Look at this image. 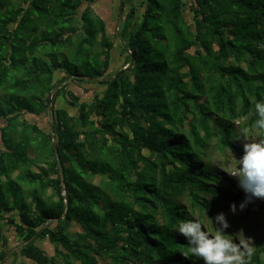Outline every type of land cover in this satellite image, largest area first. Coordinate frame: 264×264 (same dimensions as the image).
Instances as JSON below:
<instances>
[{
  "label": "trees",
  "instance_id": "trees-1",
  "mask_svg": "<svg viewBox=\"0 0 264 264\" xmlns=\"http://www.w3.org/2000/svg\"><path fill=\"white\" fill-rule=\"evenodd\" d=\"M97 2L0 0V264L5 227L21 242L14 264H203L183 255L175 226L194 219L214 235L223 213L226 238L237 229L234 186L214 157H241L233 140L256 132L264 0H144L120 20L128 63L114 74L117 38ZM48 46L73 49L71 69L39 67ZM85 79L104 91L80 101L59 88ZM41 116L47 132L27 119ZM250 253L247 264H263L264 244Z\"/></svg>",
  "mask_w": 264,
  "mask_h": 264
},
{
  "label": "rangeland",
  "instance_id": "rangeland-1",
  "mask_svg": "<svg viewBox=\"0 0 264 264\" xmlns=\"http://www.w3.org/2000/svg\"><path fill=\"white\" fill-rule=\"evenodd\" d=\"M141 11L138 10V13ZM35 24H37L35 22ZM34 24V26H35ZM117 29V28H116ZM116 29L114 30L116 33ZM42 38V31L38 32L37 34L33 35L32 40H41ZM117 38V37H116ZM117 41L118 38H117ZM119 44V43H118ZM27 51V49H26ZM44 51V54L41 53L39 50L36 52L35 57L37 58V64L39 67L42 66L43 63L49 64L52 63V61L55 60L56 63L59 64H70V69L73 66V49H69L66 53L61 54L62 50H54L48 46L44 47L42 49ZM119 49H114L112 51V66L109 70V74L116 73L119 69H121L124 66V62L128 63V60H126V56L123 55L124 59L121 58L119 55ZM28 54V51H27ZM44 56H47L49 58H45ZM126 60V61H125ZM127 68L126 66L124 69ZM63 73H66L64 71H61ZM83 87L84 92H81L79 88ZM69 89L72 90L75 95L78 97H81L86 100H91L94 94H100L104 90V87L95 86V85H82V84H75L71 83L69 86ZM87 92V93H86ZM52 93L48 95L51 96ZM43 98H46V95L43 96ZM50 99V97H49ZM54 107L56 109H65L70 115H77V111L74 108H70L65 104V102L61 101L59 99L55 104ZM51 108V107H50ZM30 123H36L39 125L38 127L41 128L44 132H47L49 129L48 126V118L46 116L41 117H29L27 118ZM238 125H236L237 127ZM235 127V129H236ZM238 128V127H237ZM257 135L255 130L251 133V138L246 140V137L243 135V139L248 142H256ZM242 138L233 140V144L236 147L243 148L244 141ZM215 160H217L218 167H221L222 162H226L223 169L225 171V174L228 176V178L232 181L233 184V190L231 192V197H237L233 204L236 205V215L234 216V221L236 224L235 227V233L233 235V242L236 243L238 246L239 254L243 257L246 253L252 252L255 249H257L260 245L264 244V199L260 198H252L250 201L246 200V194L244 191L238 186V179L231 175V173H235L238 170V160L240 157H236L234 155L228 154L225 156V158L220 157L219 154H215L214 157ZM230 173V174H229ZM239 195V197H238ZM244 203V207L241 210L240 205ZM232 204V205H233ZM233 211L231 210V213ZM12 230L9 227H5L3 233L6 234L7 231ZM76 231L75 228L72 229V232ZM7 236V235H6ZM232 238V239H233ZM8 248L10 250H7V258L9 259L7 263L11 264L16 263V259L13 252H16L20 249L21 242L17 237L15 236H9L8 238ZM37 246H39L48 256H52L53 250L51 245L46 242H40L37 243ZM13 255V256H12ZM262 262L264 264V255L262 256Z\"/></svg>",
  "mask_w": 264,
  "mask_h": 264
},
{
  "label": "clouds",
  "instance_id": "clouds-1",
  "mask_svg": "<svg viewBox=\"0 0 264 264\" xmlns=\"http://www.w3.org/2000/svg\"><path fill=\"white\" fill-rule=\"evenodd\" d=\"M258 119L255 121L256 142H244V154L238 160V170L231 175L238 179V186L246 194V200L252 198L264 199V99L255 104ZM230 174V173H229ZM244 203L240 205L241 210ZM231 210L236 211V205H231ZM219 227L215 234L203 230V225L198 220H182L175 226V231L183 236L189 246L183 255H191L203 264H247L232 239H228L224 230L229 227L223 213L215 217ZM249 256L251 253L249 252Z\"/></svg>",
  "mask_w": 264,
  "mask_h": 264
},
{
  "label": "crops",
  "instance_id": "crops-1",
  "mask_svg": "<svg viewBox=\"0 0 264 264\" xmlns=\"http://www.w3.org/2000/svg\"><path fill=\"white\" fill-rule=\"evenodd\" d=\"M144 0H98V4L96 6V11H97V15L102 19V21L104 22L106 28H107V37L113 41L115 40L116 36H115V29L118 28V26L120 25V20L123 19V17L128 13L129 10H131L132 8H137L139 11L141 10V8L139 9L140 5L143 3ZM117 30V29H116ZM119 41L115 40L114 43V47L113 49L110 51V68L112 66V51L116 48L119 49V53L118 55L124 59L123 55V51L121 48V45L118 44ZM125 56V55H124ZM109 68V70H110ZM65 76V73L63 72H58L56 74V79L57 81H60L61 79H63ZM85 81L84 80L83 83H80L82 85H85ZM71 82H69V80L67 82H65L64 84L61 83V86L59 88H66V90L70 93H73V95H75V93L69 89ZM79 85V84H77ZM87 85V84H86ZM89 85V84H88ZM81 87V86H80ZM79 90H81V92H84L83 87L79 88ZM104 91V90H103ZM102 91V92H103ZM87 93V92H86ZM76 97H78L77 95H75ZM94 97V96H93ZM80 99V101H84L85 99L78 97ZM62 101V99H61ZM68 106V105H67ZM62 109V108H61ZM65 110V109H64ZM39 118V117H38ZM37 125L36 123H32ZM39 126V125H37ZM7 235V236H6ZM4 236L7 239V246H5V252H7V250H10L8 248V243H9V236H14L13 230H9L6 232V234L4 233ZM17 252V251H16ZM13 252V253H16ZM9 254V253H8ZM7 254V255H8ZM7 261L9 260L8 258L6 259ZM11 264V262L9 263Z\"/></svg>",
  "mask_w": 264,
  "mask_h": 264
},
{
  "label": "built area",
  "instance_id": "built-area-1",
  "mask_svg": "<svg viewBox=\"0 0 264 264\" xmlns=\"http://www.w3.org/2000/svg\"><path fill=\"white\" fill-rule=\"evenodd\" d=\"M51 109V108H50Z\"/></svg>",
  "mask_w": 264,
  "mask_h": 264
}]
</instances>
